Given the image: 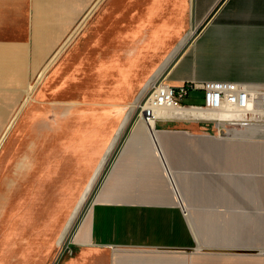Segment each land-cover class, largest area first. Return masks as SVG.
Segmentation results:
<instances>
[{
  "label": "crops",
  "instance_id": "crops-1",
  "mask_svg": "<svg viewBox=\"0 0 264 264\" xmlns=\"http://www.w3.org/2000/svg\"><path fill=\"white\" fill-rule=\"evenodd\" d=\"M219 1L167 6L188 8L191 26ZM91 4L0 0V81L27 75L28 24L36 40L43 35L36 24L76 22ZM189 79L264 88V0L222 1L163 81ZM179 117L161 108L153 130L141 119L133 124L61 264H264V124L243 128L242 137L218 136L200 120ZM123 131H112L89 187Z\"/></svg>",
  "mask_w": 264,
  "mask_h": 264
},
{
  "label": "rangeland",
  "instance_id": "rangeland-1",
  "mask_svg": "<svg viewBox=\"0 0 264 264\" xmlns=\"http://www.w3.org/2000/svg\"><path fill=\"white\" fill-rule=\"evenodd\" d=\"M78 18L36 24V40L28 24L27 75L0 81V264H53L112 131L190 32L167 0H92Z\"/></svg>",
  "mask_w": 264,
  "mask_h": 264
},
{
  "label": "built area",
  "instance_id": "built-area-1",
  "mask_svg": "<svg viewBox=\"0 0 264 264\" xmlns=\"http://www.w3.org/2000/svg\"><path fill=\"white\" fill-rule=\"evenodd\" d=\"M201 91L202 104L183 103L190 94ZM142 106L140 119L148 130L158 117V110L167 108L182 114L186 108L195 109L199 120L212 123L218 136H231L234 130L257 124L264 120V88L251 87L246 82L189 79L178 86L162 81L154 88Z\"/></svg>",
  "mask_w": 264,
  "mask_h": 264
},
{
  "label": "water",
  "instance_id": "water-1",
  "mask_svg": "<svg viewBox=\"0 0 264 264\" xmlns=\"http://www.w3.org/2000/svg\"><path fill=\"white\" fill-rule=\"evenodd\" d=\"M223 0H220L218 2V4L211 9V11L208 13V15L204 18V20L199 23L196 24L194 21H192L191 26H190V34L187 36V38L182 42V44L179 46V48L176 50V52L173 54V56L170 58V60L167 62V64L164 66V68L161 70V72L154 78V83L152 86H150L147 91L145 92V94L142 96L141 100L139 101V104L136 106V108L134 109V111L132 112L130 119L127 123V125L125 126V129L118 141V143L116 144L113 152L111 153V155L109 156V158L107 159V161L105 162V164L103 165L101 171L99 172L97 178L95 179L90 192L88 193L86 200L84 202V204L82 205L81 209L79 210L77 216L75 217L69 232L63 242V245L60 249L59 254L57 255L55 261L53 262V264H57L59 259L61 258V255L63 254L64 250L68 247L71 246V239L72 236L75 232V230L77 229L79 223L81 222L86 210L88 209L89 205L91 204L94 195L97 191V189L99 188L109 166L111 165L121 143L123 142L125 136L127 135L128 131L131 129V127L133 126V124L140 119V114L142 112V106L145 104V102L147 101V99L149 98L150 94L152 93V91L154 90L155 86H158L165 78V76L167 75V73L169 72V70L173 67V65L177 62V60L181 57V55L185 52V50L191 45V43L194 41V39L197 37V35L200 33V31L202 30V28L206 25V23L210 20V18L212 17V15L214 14V12L218 9V7L220 6V4L222 3ZM193 10V8H192Z\"/></svg>",
  "mask_w": 264,
  "mask_h": 264
},
{
  "label": "bare ground",
  "instance_id": "bare-ground-1",
  "mask_svg": "<svg viewBox=\"0 0 264 264\" xmlns=\"http://www.w3.org/2000/svg\"><path fill=\"white\" fill-rule=\"evenodd\" d=\"M173 56V55H172ZM170 60V59H169ZM168 60V61H169ZM153 83H154V80L153 81H151L150 83H149V85L147 86V88L149 87V86H152L153 85ZM156 87V86H155ZM154 87V88H155ZM139 104V102L136 104V106ZM135 106V107H136ZM144 107L145 106H147V103H145L144 105H143ZM182 112V115L183 116H198V112H197V110H195V109H191V108H186L184 111H181ZM174 113H178V112H174ZM179 114V113H178ZM180 115V114H179ZM90 190H91V188H90ZM90 190H89V192H90ZM88 192V193H89ZM88 195V194H87ZM87 197V196H86ZM85 200H86V198H85ZM85 200H84V202H85ZM84 202H83V204H84ZM82 204V205H83ZM82 207V206H81ZM81 209V208H80ZM67 236V235H66Z\"/></svg>",
  "mask_w": 264,
  "mask_h": 264
}]
</instances>
